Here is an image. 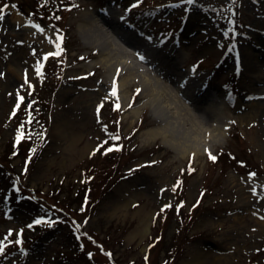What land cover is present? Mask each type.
I'll return each instance as SVG.
<instances>
[{
    "label": "rangeland",
    "instance_id": "rangeland-1",
    "mask_svg": "<svg viewBox=\"0 0 264 264\" xmlns=\"http://www.w3.org/2000/svg\"><path fill=\"white\" fill-rule=\"evenodd\" d=\"M83 12L139 24L208 91L199 157L146 139L161 125L97 66ZM0 244V264H264V0H0Z\"/></svg>",
    "mask_w": 264,
    "mask_h": 264
},
{
    "label": "bare ground",
    "instance_id": "bare-ground-1",
    "mask_svg": "<svg viewBox=\"0 0 264 264\" xmlns=\"http://www.w3.org/2000/svg\"><path fill=\"white\" fill-rule=\"evenodd\" d=\"M16 19L21 20L22 17L15 14ZM81 36L87 47H92L98 53L99 66L104 71L110 74L119 73L120 88L122 93H129V88L138 84L141 86L142 108H146L155 115L156 121L161 125L155 130L146 131L145 136L148 141H154L162 146H174L179 152L180 157L184 158L189 153H194L195 157L201 154L202 136H204L205 129L209 126V118H205L200 112V104L208 97V91L201 86L197 88L195 81H187L185 86L193 85L194 92L192 94L186 93L185 87L179 85L183 79L176 73L175 65H178L179 71L182 70L181 62H170L169 59L175 58V51L170 49L156 52V56L148 51L145 47L136 45L133 38L144 39L145 33L142 30L140 33H130L123 35L116 28L120 27V21L114 20L113 17L108 16L105 12L89 13L83 12L81 15ZM103 25L109 29V32L115 34L125 45L136 51L140 60L147 65L148 73L140 75L135 68L128 64L124 57L126 50H124L115 40L108 34V31L102 28ZM30 31L36 40H40L46 36L45 31H37L36 27L31 24ZM145 54L148 56L146 57ZM160 55V58L167 59L166 63L159 64L154 59ZM155 72L159 79L166 81V84L160 83L158 80L148 78L149 74ZM179 85V86H178ZM98 87L96 91L99 92ZM180 96V98L178 97ZM145 100V101H144ZM144 101V102H143ZM210 112L216 110L215 107L209 108ZM135 109L130 111L131 115H135ZM137 115V114H136ZM203 118H202V117ZM216 131V129H213ZM222 133V128L219 130ZM222 135V134H221ZM215 135L212 133L209 142H213Z\"/></svg>",
    "mask_w": 264,
    "mask_h": 264
},
{
    "label": "snow or ice",
    "instance_id": "snow-or-ice-1",
    "mask_svg": "<svg viewBox=\"0 0 264 264\" xmlns=\"http://www.w3.org/2000/svg\"><path fill=\"white\" fill-rule=\"evenodd\" d=\"M136 2L139 3V0H136ZM188 2L191 3L192 0H188ZM59 46H60V45L57 44V48H59ZM45 55H48V53H45ZM37 67H39V65H37ZM113 93L115 94V84H113ZM118 106H119V105L117 104V107H118ZM20 136H21L20 130L17 129V139H19ZM116 147H119V145H116ZM105 150H107V149H105ZM205 150L207 151V149H205ZM93 151H95V149H93ZM209 155L211 156V153H209ZM211 158H212V159H215L214 156H211ZM181 203H183V202H181ZM42 219H43V217H38L37 220L34 221V222H35V223H38V222H40V220H42ZM30 226H31V225H30ZM10 231H11V230H10ZM16 242L19 243V236H17V241H16ZM2 247H3V245L0 244V249H2Z\"/></svg>",
    "mask_w": 264,
    "mask_h": 264
},
{
    "label": "trees",
    "instance_id": "trees-1",
    "mask_svg": "<svg viewBox=\"0 0 264 264\" xmlns=\"http://www.w3.org/2000/svg\"><path fill=\"white\" fill-rule=\"evenodd\" d=\"M83 193V192H82ZM78 194H80V193H78ZM78 194H76V195H78ZM84 200V196H82L81 197V203L83 202V200ZM86 199V198H85ZM87 200V199H86ZM177 211H179V210H177ZM154 243L152 242V243H150V245H151V248H153L155 245H156V243L158 242V239H157V237H156V239H154ZM152 244H155V245H152Z\"/></svg>",
    "mask_w": 264,
    "mask_h": 264
}]
</instances>
